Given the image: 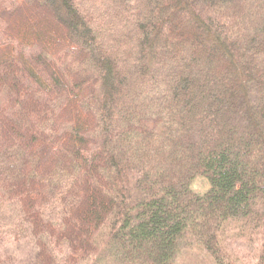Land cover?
<instances>
[{
    "label": "trees",
    "instance_id": "trees-1",
    "mask_svg": "<svg viewBox=\"0 0 264 264\" xmlns=\"http://www.w3.org/2000/svg\"><path fill=\"white\" fill-rule=\"evenodd\" d=\"M11 244L26 264H264V0H0Z\"/></svg>",
    "mask_w": 264,
    "mask_h": 264
},
{
    "label": "rangeland",
    "instance_id": "rangeland-1",
    "mask_svg": "<svg viewBox=\"0 0 264 264\" xmlns=\"http://www.w3.org/2000/svg\"><path fill=\"white\" fill-rule=\"evenodd\" d=\"M209 186L210 183L208 179L203 176L196 177L192 182V189L200 194L208 190ZM232 246L235 249L239 248L238 251L244 252V255L254 253L255 250L254 244L250 242L236 241ZM14 247L16 248L14 249ZM30 248L31 246H27L26 244H21L20 248L12 244L2 246L0 247V258L5 262V264H26L31 259L29 253Z\"/></svg>",
    "mask_w": 264,
    "mask_h": 264
}]
</instances>
